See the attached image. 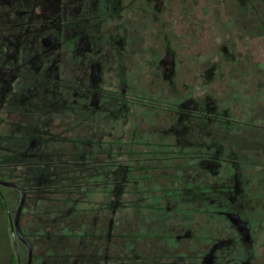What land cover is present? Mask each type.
I'll return each instance as SVG.
<instances>
[{"label":"flooded vegetation","instance_id":"obj_1","mask_svg":"<svg viewBox=\"0 0 264 264\" xmlns=\"http://www.w3.org/2000/svg\"><path fill=\"white\" fill-rule=\"evenodd\" d=\"M159 1L0 0V180L14 185L0 190L12 221L24 197L18 264L22 250L25 264H264V69L238 47L264 38L258 1L220 0L234 88L221 96L207 61L163 96L178 64L145 20ZM129 207L136 230L117 238Z\"/></svg>","mask_w":264,"mask_h":264},{"label":"rangeland","instance_id":"obj_2","mask_svg":"<svg viewBox=\"0 0 264 264\" xmlns=\"http://www.w3.org/2000/svg\"><path fill=\"white\" fill-rule=\"evenodd\" d=\"M145 20H150L156 27V20H160V25L154 29V40L163 44L167 41H171L174 47V52L177 61V76L176 82L170 91L163 93V96H167L170 92L172 94H181L185 91L188 85H194L192 79L196 74H200L205 69V62L207 61L209 66L213 65L214 74L208 78V84L211 88L217 90V96H221L226 91H233L234 88L227 82L225 75L226 69L229 67L226 65V58L220 57L222 44L218 37L221 35V26L224 20V16L228 18L225 13L222 1L220 0H160L159 3L155 2L150 4L148 10L144 13ZM149 30H146V33ZM162 34L158 37V34ZM152 41V40H151ZM238 47L241 51H250L252 61L258 63L264 69V38L257 37L255 39L248 40L247 43L243 41L239 42ZM165 49V46L160 48ZM167 50V47L165 51ZM218 57V59H217ZM220 57V58H219ZM214 59L219 60L221 65ZM211 67V66H210ZM264 75V73H263ZM214 76V77H212ZM205 82V81H204ZM199 85L197 87L199 88ZM241 87V86H240ZM165 88L161 87V90ZM169 90V89H168ZM241 91L239 90V93ZM216 93V92H215ZM216 98V95H213ZM243 99H248V95L243 94ZM167 116L162 115L157 119V122H166ZM8 204L10 212V222L13 219L15 206L12 202L13 190L11 188H1ZM135 197H129V202L132 204ZM134 203L133 206H135ZM129 217L127 222L118 224L116 231L118 236H121V230L123 232H131L136 230V223L138 221L137 209L133 207L128 208ZM85 216V215H84ZM83 216V217H84ZM92 214L86 215L83 220L85 222L91 221ZM91 217V218H90ZM104 221V222H102ZM108 221L101 219L97 224V228L100 231L107 229ZM33 228L32 230H34ZM260 234L263 236L264 231ZM228 236L227 233L225 237ZM116 239V238H115ZM69 240V239H68ZM71 238L68 242H73ZM182 247V246H181ZM23 258V264H25V254L21 251Z\"/></svg>","mask_w":264,"mask_h":264},{"label":"crops","instance_id":"obj_3","mask_svg":"<svg viewBox=\"0 0 264 264\" xmlns=\"http://www.w3.org/2000/svg\"><path fill=\"white\" fill-rule=\"evenodd\" d=\"M0 264H18L7 200L0 190Z\"/></svg>","mask_w":264,"mask_h":264},{"label":"water","instance_id":"obj_4","mask_svg":"<svg viewBox=\"0 0 264 264\" xmlns=\"http://www.w3.org/2000/svg\"><path fill=\"white\" fill-rule=\"evenodd\" d=\"M0 184H2V185H4V186H7V187H12V186H14V185L11 184V183L3 182V181H1V180H0ZM23 199H24V197L22 196V200H21V203L19 204V207H18V209H17V212H16V215H15L14 221L11 220V228H12V232H13V234H16L17 237H18L19 239H22V237H21V233H20V229H19L18 217H19V214H20L21 209H22Z\"/></svg>","mask_w":264,"mask_h":264},{"label":"trees","instance_id":"obj_5","mask_svg":"<svg viewBox=\"0 0 264 264\" xmlns=\"http://www.w3.org/2000/svg\"><path fill=\"white\" fill-rule=\"evenodd\" d=\"M258 1V5H257V8H258V13L262 14L261 18L264 19V1H261V0H257ZM262 25V24H260Z\"/></svg>","mask_w":264,"mask_h":264}]
</instances>
